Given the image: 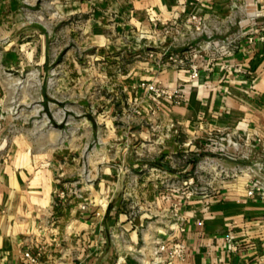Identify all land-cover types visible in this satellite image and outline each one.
I'll use <instances>...</instances> for the list:
<instances>
[{
	"label": "rangeland",
	"instance_id": "374dc122",
	"mask_svg": "<svg viewBox=\"0 0 264 264\" xmlns=\"http://www.w3.org/2000/svg\"><path fill=\"white\" fill-rule=\"evenodd\" d=\"M87 7L81 13L68 0H0V166L14 159L53 163L51 176L63 185L62 195L84 192L74 176L99 183L113 166L112 203L138 234L134 250L145 247L155 264L156 233L173 227L190 201L225 183L262 181L264 174L254 175L264 152L254 154L245 134L216 130L189 137L166 120L158 105L166 99L180 106L181 83L167 89L151 81L164 91L160 97L134 93V78L146 73V62L158 70L180 69L193 63H178L187 50L209 42H218L217 50L226 42L229 48L223 16L123 36L112 21L103 20L97 31L95 8ZM239 19V13L231 15V21ZM169 92L178 97L168 99ZM96 200L100 211L106 200ZM115 233L123 244L125 234Z\"/></svg>",
	"mask_w": 264,
	"mask_h": 264
},
{
	"label": "crops",
	"instance_id": "0c3cea01",
	"mask_svg": "<svg viewBox=\"0 0 264 264\" xmlns=\"http://www.w3.org/2000/svg\"><path fill=\"white\" fill-rule=\"evenodd\" d=\"M70 3L77 4L81 13L87 12V6L95 8L97 31L102 29L100 22L112 21L123 36H150L167 23L200 26L223 16L225 35L231 38L229 48L200 46L181 54L198 65L197 79L190 77L187 66L158 70L146 62V73L134 78L138 87L134 93L146 95L145 84L151 81L167 89L181 83L185 89L180 106L166 99L158 105L166 120L171 119L189 137L216 130L245 134L254 154L264 152V39L260 37H264V0ZM233 13H239V21H231ZM49 164L53 163L14 159L0 166V264H23L26 249L32 254L39 251L44 264L150 263V251L134 250L138 234L132 222L112 203L116 194L113 166L110 176L100 179L102 183L74 176V183H84V192L62 195L57 192L64 187L56 185L59 179L54 181ZM102 197L106 202L98 211L96 199ZM83 201L84 210L80 208ZM180 211L182 218L173 227L156 233L168 247L174 241L184 246V259L174 257L171 264H264V192L248 196L245 181H231ZM115 232L125 234L123 244ZM161 258L162 264L169 261L167 253H160V262Z\"/></svg>",
	"mask_w": 264,
	"mask_h": 264
},
{
	"label": "built area",
	"instance_id": "2783aa9c",
	"mask_svg": "<svg viewBox=\"0 0 264 264\" xmlns=\"http://www.w3.org/2000/svg\"><path fill=\"white\" fill-rule=\"evenodd\" d=\"M260 37H261V39H264V37H262V36H260ZM226 45H228L227 42L225 45L220 46V50L225 51L227 49ZM217 46H219L218 42H209L204 47L205 48L211 47V49H214V47H217ZM194 56H195V54H194ZM186 60L187 59L185 57L180 58L178 60V63L180 65H182V64L184 65L186 63ZM198 69L199 68H198V65L196 63L189 64V74H190V77L192 79H197L199 77ZM146 90L148 91V93L151 94V96L153 93V95L155 97H160V96H162V94H164V91L159 89L155 83H148L146 86ZM177 93L176 92H169L167 95L168 99H174V98L178 97ZM231 143H233L234 147L237 146V143H234V142H231ZM258 164H256V165H258ZM252 175H254V174H252ZM254 176H256V175H254ZM261 179H262V181L259 179H256V178L254 180L249 179L246 181V194L248 196H251L254 193L264 192V178H261ZM83 208L84 207L82 206V209ZM152 251H153V255H154L153 263H155V264L160 263V258L158 257V254H160V253H167L169 261H167L166 264H171V261L174 259V257H178L181 259H184V257H185L184 246L182 245V243L180 241H174L171 244V246L168 247V245H166V243L163 240H160L159 242H157L156 247H154V249ZM22 255H23V264H44L41 261V254L39 251L32 254L30 252V250L26 249V250L22 251ZM162 263H163V259L161 258V264Z\"/></svg>",
	"mask_w": 264,
	"mask_h": 264
},
{
	"label": "bare ground",
	"instance_id": "6f19581e",
	"mask_svg": "<svg viewBox=\"0 0 264 264\" xmlns=\"http://www.w3.org/2000/svg\"><path fill=\"white\" fill-rule=\"evenodd\" d=\"M256 168H258V170L261 171V175L264 173V165L263 164L259 163L258 165H256ZM246 171L250 172V173H255L256 172L253 167L247 168Z\"/></svg>",
	"mask_w": 264,
	"mask_h": 264
}]
</instances>
